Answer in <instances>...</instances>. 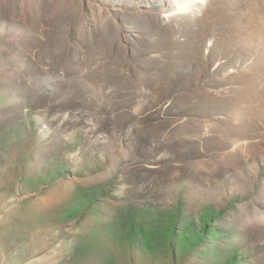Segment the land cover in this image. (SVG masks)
Instances as JSON below:
<instances>
[{
    "label": "rangeland",
    "instance_id": "rangeland-1",
    "mask_svg": "<svg viewBox=\"0 0 264 264\" xmlns=\"http://www.w3.org/2000/svg\"><path fill=\"white\" fill-rule=\"evenodd\" d=\"M201 2L0 0V264H264V0Z\"/></svg>",
    "mask_w": 264,
    "mask_h": 264
},
{
    "label": "bare ground",
    "instance_id": "bare-ground-1",
    "mask_svg": "<svg viewBox=\"0 0 264 264\" xmlns=\"http://www.w3.org/2000/svg\"><path fill=\"white\" fill-rule=\"evenodd\" d=\"M198 1H200L201 2V0H186V4H179V6H178V8H176L177 10L176 11H174L172 14H171V16H167V15H165L166 16V19H167V17H170V18H172V17H174L176 14H181V12L182 13H186L188 10L187 9H189L190 8V5L191 6H193V5H196L197 3L196 2H198ZM203 1V0H202ZM202 3V2H201ZM166 14V13H165ZM165 16H164V20H165ZM262 229H261V232L259 233V235L260 234H262Z\"/></svg>",
    "mask_w": 264,
    "mask_h": 264
}]
</instances>
